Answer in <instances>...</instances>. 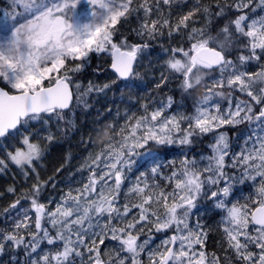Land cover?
Instances as JSON below:
<instances>
[{"label": "snow or ice", "instance_id": "snow-or-ice-1", "mask_svg": "<svg viewBox=\"0 0 264 264\" xmlns=\"http://www.w3.org/2000/svg\"><path fill=\"white\" fill-rule=\"evenodd\" d=\"M5 2L0 173L13 165L25 184L6 189L13 199L0 209L10 221L0 229V255L21 250L24 264H264V15H252L257 8L264 12V0ZM181 6L187 10L175 11ZM199 21L203 24L196 27ZM132 34L141 42L131 43ZM163 36L187 46L165 49L168 58L156 88L178 76L184 93L202 90L194 111L170 112L175 101L168 96L159 106L142 103V112L126 114L119 127L98 122L87 139L98 150L79 169L88 172L86 182L58 197L45 196L56 183L53 176L41 178L37 164L56 139L52 122L67 134L75 125L66 110L88 109L86 97L116 82L89 81L82 87L74 77L92 54L107 53L116 79L135 87L147 41ZM245 123L257 129L233 151L222 129ZM208 134L211 155L198 161L185 152L178 163H156L150 173L125 183L134 156L155 161L154 147L190 149ZM246 180L253 182L254 196L244 203L229 200L234 184ZM201 198L222 213L215 227L194 219ZM210 231L219 232V252L207 248ZM154 233L163 235L159 243Z\"/></svg>", "mask_w": 264, "mask_h": 264}, {"label": "trees", "instance_id": "trees-1", "mask_svg": "<svg viewBox=\"0 0 264 264\" xmlns=\"http://www.w3.org/2000/svg\"><path fill=\"white\" fill-rule=\"evenodd\" d=\"M193 0H189V5ZM5 0H0V9H5ZM183 6L175 11H186ZM203 21H199L195 26L200 27ZM133 26H135L133 24ZM127 34V33H126ZM131 43L141 42L134 34L129 35ZM149 48L141 54L138 58L139 62L136 70L140 73L133 83L135 87H126L129 82L117 80L112 71L109 70L110 55L101 53L99 55L92 54L91 63L84 69L82 73L77 74L74 79L78 80L82 87H86L89 81L95 84L111 83V87L104 93L92 94L86 97L90 107L84 109L82 106H74L70 113L66 110V119L74 122L75 127L70 129L67 134L58 130L56 122L53 121L50 127L51 132L55 135L56 139L48 146V151L41 161L37 164V170L40 172L41 178L47 179L53 176L56 183V188L49 187L45 196L57 197L60 189L67 188V184L72 182L77 176H81L79 171V160L85 155L87 151H93L95 147L87 143L89 134H93V127L100 123H113L117 127L124 124V117L126 114L137 113L140 114L142 103H148L150 107L159 106L161 102L167 101L168 96H172L175 103L173 108L180 107L184 109L185 114H191L197 104L201 91H195L191 95L184 93L180 87L181 80L177 77H170L169 83L163 88L157 89L156 84L160 80V73L164 71V61L168 58L165 49L176 46L178 43L187 44L184 41H178L176 38L169 40L167 36L158 37L154 40L147 41ZM73 104L75 105V97ZM172 108V109H173ZM110 110V111H109ZM246 124H241L236 127H226L223 130L227 132L231 146L237 145L236 135L246 129ZM63 123L60 128H64ZM35 131V129H33ZM43 131V130H42ZM47 135V132H43ZM82 138L83 141L82 142ZM212 141V134L200 137L195 140L191 148H182L181 146H172L170 148L154 147L153 151L159 153V159H166L168 162L176 160L177 163L182 159L183 154L186 152L189 156L197 154V152H210L209 143ZM5 143H7L5 141ZM19 146V145H17ZM148 147H152L149 145ZM97 151V149H96ZM142 153L145 150H140ZM4 151L0 150V158H3ZM70 156V159L67 157ZM139 163L134 168L133 172L144 168L149 162H153L148 156H138ZM166 164V165H167ZM56 169H62L58 173ZM170 170L167 168V171ZM235 171V170H232ZM235 183L232 189V194L235 195L237 190L242 193H253V182L249 181L250 185ZM15 184L17 188L25 184L20 171L13 165L0 173V192H4L5 196L0 198V209L6 207L13 199L11 194L6 192V189ZM232 196V195H231ZM254 196V195H253ZM206 204L207 200L200 199L197 204ZM210 213V218H213ZM10 227V221H7L3 216H0V229H7ZM160 233H154L155 238ZM220 235L218 231H210L207 241V248L209 251L219 252ZM114 245L115 242H108ZM15 257V259H14ZM24 254L21 250H9L3 255H0V264H24Z\"/></svg>", "mask_w": 264, "mask_h": 264}, {"label": "rangeland", "instance_id": "rangeland-1", "mask_svg": "<svg viewBox=\"0 0 264 264\" xmlns=\"http://www.w3.org/2000/svg\"><path fill=\"white\" fill-rule=\"evenodd\" d=\"M5 9H7V4H6ZM252 15L253 16L264 15V12H262L259 8H257L256 12L253 13ZM169 111L170 112L183 113L184 109L177 107V108L170 109ZM121 125H123V124L121 123ZM246 126L247 127L243 132H240L239 134L236 135L237 145H235V146L230 145L231 149L233 151L238 152L242 147H244L245 146L244 141H245L246 137L248 135H250L252 133V131L257 129V126L255 124H248L247 123ZM222 131H224V130L222 129ZM212 142H213V136H212V141L209 143V145ZM96 149L98 150V147H95V149L93 151H87L85 153V155L79 160V167H81V165L84 163V161L88 157L89 153L95 152ZM208 155H211V149H210V152H204V153L197 152V154H195V155L191 154L190 157L194 156L199 161L201 156H208ZM132 159L135 161V163H133L131 165V170L128 171V173H127L128 180L125 181L126 184L135 181L137 179V177H139L142 172L143 173H150L151 167L155 166L156 163H162V164L166 165L168 162L166 159H157L153 162H149L148 165H146L144 168H139V170L132 173L134 168L136 167V165L139 163L138 156H134ZM182 159H183V156H182ZM204 163H206V161H201V166H203ZM163 171L165 172V174H167L168 171H170V170L167 171V168H165V169H163ZM235 172L237 175L239 174L238 170H235ZM87 175H88V172L86 170L81 172V176H79V177L76 176L72 182H69L67 184V188L60 189L59 195L61 194L62 190L67 191L69 187H79L80 183L86 182ZM246 182H247L246 183L247 185H250L249 181L246 180ZM237 184H241V183H237ZM253 189H255L254 184H253ZM254 194H255V191H253V193H247V192L242 193L241 191L237 190L235 195L232 194V196L229 197V200H232L233 202L238 200V201H240V203H244L248 197L253 196ZM201 199L207 200V203L204 205L198 203V208L193 210L195 213L194 219L199 218L201 220V222L204 223L205 225H210V226L215 227V225L220 221L222 213L219 209L214 208L212 200H209L207 198H201ZM211 212H213L212 214H214L213 218H210ZM162 238H163L162 234L157 236V238H155V243H159Z\"/></svg>", "mask_w": 264, "mask_h": 264}, {"label": "water", "instance_id": "water-1", "mask_svg": "<svg viewBox=\"0 0 264 264\" xmlns=\"http://www.w3.org/2000/svg\"><path fill=\"white\" fill-rule=\"evenodd\" d=\"M110 63H111V57H110ZM110 63H109V70L113 72V70L110 68ZM113 74L116 76V74L113 72Z\"/></svg>", "mask_w": 264, "mask_h": 264}]
</instances>
